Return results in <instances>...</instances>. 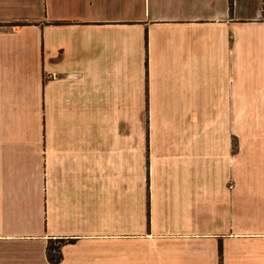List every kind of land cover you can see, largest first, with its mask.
I'll list each match as a JSON object with an SVG mask.
<instances>
[{"label": "crops", "instance_id": "0c3cea01", "mask_svg": "<svg viewBox=\"0 0 264 264\" xmlns=\"http://www.w3.org/2000/svg\"><path fill=\"white\" fill-rule=\"evenodd\" d=\"M264 264V0H0V264Z\"/></svg>", "mask_w": 264, "mask_h": 264}, {"label": "trees", "instance_id": "16d2710c", "mask_svg": "<svg viewBox=\"0 0 264 264\" xmlns=\"http://www.w3.org/2000/svg\"><path fill=\"white\" fill-rule=\"evenodd\" d=\"M233 8V0H230V9ZM74 240H65V239H56V240H49L48 246H47V256L49 261H51L53 264H59L61 263L63 259L62 254V246L66 243H73Z\"/></svg>", "mask_w": 264, "mask_h": 264}]
</instances>
